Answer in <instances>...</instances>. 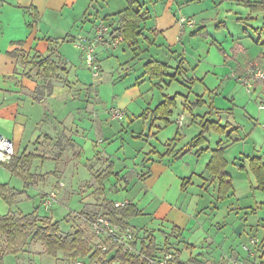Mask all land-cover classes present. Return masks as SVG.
Segmentation results:
<instances>
[{
    "label": "crops",
    "instance_id": "0c3cea01",
    "mask_svg": "<svg viewBox=\"0 0 264 264\" xmlns=\"http://www.w3.org/2000/svg\"><path fill=\"white\" fill-rule=\"evenodd\" d=\"M73 5L74 0H0V132L15 142L16 156L14 159L29 154L33 155L34 158L37 157L36 160L43 159L44 155L37 151L41 139L51 141L56 139L58 144H61L60 139H62L64 144L67 142L76 143L84 151L85 149H92L96 144L99 146V144L104 143L107 135L120 137L118 133H113L110 125L112 119L109 121L106 118V110L118 108L127 112L132 105H137L141 99L146 97L147 93L149 100L143 104V113L147 108H154V105L162 102L165 96H176V106L172 110L169 122H156L153 127L150 126L147 135L148 137H157L161 131L174 126L177 127L173 139L165 143L166 149L163 153L157 154L156 150H150L146 153H142L143 151L131 152L123 144L116 148L115 154H109L106 150L102 151L106 162L108 160L109 163L113 159L111 162L114 163V173H119V177L122 178L119 183L122 190L127 191L132 184L140 181L144 188L151 193V200L157 202L155 208L148 206L147 209H144L138 205L143 210V216H140L138 220L146 216L147 221H145L146 226L143 228L145 229L144 239L142 238L140 241L137 238V248L141 251L142 243L149 242L147 237L154 236L158 249L166 246L171 247L175 243L180 246L178 248L174 246L176 249L181 251L185 248L187 251L182 254L180 260L186 263L203 264L206 260L218 263L229 258H240L249 259L252 264H264V201L243 207L245 209L243 216L239 217L240 214L237 213L236 217L238 218L236 220L232 217L233 212H231L235 209L232 198L215 203L213 210L208 205L202 206L208 194L211 196L210 201L211 199L215 200L217 196L218 183L216 182V185L212 175L206 169L212 152L217 149H224L227 159L228 148L240 142L247 145L249 138L259 128L251 129L248 134L249 137H243L241 131L245 128L244 123L234 121V124L227 120L226 125L229 128L225 132V142L220 139L216 147H211L207 145L210 143V139L206 136L208 142L205 145L186 154H181L179 150L192 139L181 145V141L186 136L184 128L196 121L194 115L193 117L185 115L187 106L188 104L192 106L203 105L205 101H200L202 95L198 96L197 101L191 102L190 93L188 95L185 94L186 92H176L174 95L168 92L164 93L174 83V81L170 83L168 78L163 81L149 79L151 87L144 94L141 85L146 77L149 78L148 75H145V69L143 74L136 78L134 84L128 83L126 85L127 83L124 81L135 70L137 61L143 62L145 65L149 61L148 57L150 60L157 59L156 56L147 54L154 48L161 50L165 47L169 49L170 53L176 52L173 50L182 41L184 31L178 22L179 18L170 12L174 2L170 1L167 4L164 15L157 14L153 17L149 10L150 19L144 24L143 36L136 47H129L125 42L116 48H109L105 43L98 45L105 46L107 50L108 59L103 64L109 71L110 77L105 76V71L104 76L100 77L95 104L92 102L94 94L90 93L87 76L81 69L85 63L83 53L71 41H67L68 39L73 41L76 29L79 30L78 24H75L78 18L73 16V10L69 9ZM154 18L155 20H153ZM51 21L58 23L50 24ZM80 32H83V29ZM116 35L117 33L113 36ZM106 36L108 39H112V34ZM36 55L40 57L50 56L63 66L62 71L51 79V85H49V80L45 81L37 75L36 63L38 59L35 58ZM126 56L131 59L125 60ZM113 58L120 62L119 66H125L124 72L114 71L118 64L115 65L113 61L110 62ZM25 59L31 62L27 66ZM257 61L264 68L260 60ZM252 62L248 64L245 71H242L244 72L242 77H246L248 67ZM166 63L170 65L169 62ZM175 81L184 85L179 77ZM239 81L241 82V80ZM252 82L254 94L257 95L256 101L259 100L264 103L262 98L264 97V84L254 78ZM194 83L195 79L189 82V84ZM121 84H124V87ZM108 86L113 90L114 97L112 106L105 109L100 106L101 104H98V101H101L100 95L104 98L102 89ZM188 86L185 85L186 88ZM190 88L193 87L190 86ZM253 91L249 93H253ZM71 98L79 101V104L77 103L74 107V112L68 108V101ZM179 98L181 102L178 101ZM84 103L87 105L84 106ZM179 105H182L180 110ZM260 106H258L259 111H264V109H260ZM212 108L214 107L212 106ZM235 108L238 111L239 106H235ZM78 110L82 114L91 113L93 124L77 125V118L74 113ZM177 110L180 112L175 118L174 113ZM245 115L247 118L244 117V120L251 124L256 121L259 126L260 121L264 122V112L259 115L256 114L259 116L258 119L248 111ZM139 116L138 119L142 120ZM220 123L222 124L221 121ZM254 125L257 126V124ZM95 134L98 135L97 141L94 140ZM139 136L142 138L141 135ZM253 137V151H258L259 155L257 156L263 158L264 133L255 134ZM204 147H208V150L201 156H197L195 152ZM96 150L98 149L96 148ZM121 150L127 154V159L119 156ZM251 154H242V158L236 157L234 163L239 167L240 173L244 172L247 178L254 180L255 177L250 171L248 161V157L254 156ZM241 166L244 168H240ZM32 167H30L31 171ZM228 174L232 178L235 193L233 175L229 172ZM131 176L133 177L131 178ZM12 177L14 178L15 175L3 164H0V185H8L15 191L25 192L24 189H17L15 184L11 185ZM39 178L36 176L31 184L37 185L36 182ZM20 179L24 180L21 177ZM254 187L257 189L256 179ZM120 188L117 192L120 191ZM193 190L196 192L193 193ZM106 196L105 193L102 202L104 199H109ZM187 197L190 198L189 203L185 204ZM113 201L119 202L120 200ZM125 201L129 200L125 199L121 202ZM129 202L136 203L134 201ZM8 206L0 197V211H6ZM202 209L208 210L210 215L203 216L200 214L199 210L203 213ZM9 213L11 214V210ZM132 221L134 222V220L129 221V225L133 229ZM156 232L162 234L164 243L158 242L159 240L155 236ZM255 238H258L259 245L256 248L253 247V255H249L243 246Z\"/></svg>",
    "mask_w": 264,
    "mask_h": 264
},
{
    "label": "rangeland",
    "instance_id": "374dc122",
    "mask_svg": "<svg viewBox=\"0 0 264 264\" xmlns=\"http://www.w3.org/2000/svg\"><path fill=\"white\" fill-rule=\"evenodd\" d=\"M170 1L174 2V6L171 9L172 11L170 10L172 14H175L179 19L183 16L191 17L195 20L196 24L194 27H187L185 29L182 41L173 50L176 51L175 53H170L169 49L163 47L161 50H159V48H154L153 51L147 52V54L154 55L156 56L155 58L159 60L169 62L171 74L175 73V69L179 66L181 61L184 62L183 66H185L187 72L180 70L178 74V77L182 79L184 85L174 80L172 86L164 93L168 92L173 95L176 92H186L185 94L187 95L190 93L191 102L197 101L199 98L198 96L202 95L205 101L203 105L192 106L188 104L185 115L187 117H193L194 115L196 121L189 125V127L186 126L184 128L186 130V136L183 141H181V145H184V142L189 141L201 132V122L204 119L206 120V117L212 121H221L222 125H226L227 120L234 124V121L244 123L245 128L241 131L243 137H249L248 134L253 128H259L256 130L255 134H263L264 122L260 121L258 126L256 121L251 124L249 121L244 120V117L247 118L245 113L248 111L258 119L259 116H256V114L259 115L264 112H260L258 106H264V103H261L259 100L256 101L257 95L254 94L253 88L251 90L253 93H249L247 87L239 80L244 74L242 71L246 70L250 62H258L257 60H260L261 64L264 66V11H255L253 7L250 6L255 5L256 2L264 4V0H249L251 1L249 5L230 0H225L220 3V0H139L141 4H145V9L150 10L153 17L157 14L164 15L165 8ZM128 4V0H74L73 7L69 9L71 11L73 10V16H77L78 18L75 23L78 24L79 27V30L77 31L76 29V33L74 34L76 40L79 37L95 38L96 26H100L101 24H105L111 28V24L116 26L118 19V15L116 14L128 7ZM153 20H155V18ZM56 23L58 22H50V24L54 25ZM149 25H151V23ZM82 29L83 32H80ZM197 29L201 30L196 34H192ZM148 32L150 33V31ZM76 40L72 41L68 39L67 41H71L76 46ZM95 50V57L97 58V64L101 68L100 71L102 75L98 78L93 76L92 71L87 66L84 55L83 59L85 63H83L84 65L81 67L84 75L87 76L90 93L94 94L92 98L94 104L97 99L96 93L99 90L98 85H100V77L104 76V71L105 76L110 77L109 71H107L103 64V62L108 59L105 46L96 45ZM148 58L150 60V57ZM130 59L131 58L127 56L125 58V60ZM112 61L115 65L118 64L114 71L117 70V72L120 71L121 73L125 71V66H119V61L115 58L110 60V62ZM137 63L131 76H128L124 80L126 81L125 83H127L126 85H128V83L134 84L136 78L143 74L144 63L139 61H137ZM149 79L150 77H146L141 85V90H143L142 93L144 94L149 87H151V81ZM190 79L191 81L195 79V85L189 84V82H191ZM185 85H189V88H186ZM121 86L124 87V84H121ZM190 86L193 88H190ZM102 91L104 98L100 95L101 101H98V104H101L100 106L105 109L110 108L114 97L113 90L108 86L103 88ZM146 95L147 96L141 99L137 105H132L127 112L122 110L125 115L121 120L113 119L112 113L110 112L111 109L106 110V118L109 119V121L112 119L110 125L112 126L113 133H118L120 137L115 134L114 137L113 135H107V139L104 141L105 144L101 143L98 146V144L95 143V147L92 149H85L84 151L83 148L76 143L70 144L67 142V144H64V140L62 139H60L61 144H58L56 139L54 141L41 139L38 143L39 149H37V151L42 153L44 158L36 160L38 159L36 157L30 162L31 166H33L31 173L34 175L36 174L35 177H40L37 179V185L33 186V184H30L26 187V182L20 179L19 176L15 175L14 178L12 177L11 185L15 184L17 189H24L25 192H23L22 195L20 194L21 196H18L15 204L11 207L8 206L6 211H0V214H8L11 210V214L13 215L35 213L40 217H48L54 222H59L63 234H68L82 228L86 231L87 237L91 240V245L95 248L97 239L93 234L90 223L91 218L100 211V203L105 193L107 195L106 197L111 200H120L119 202H121L127 199L136 202L137 205L144 209H147L148 206L155 208L157 202L151 200V193L144 188L142 182L136 181L132 184L131 188L126 191L120 188L119 183L122 179L119 177L120 175L118 177H110L104 181L103 184L99 183L96 178V176L104 171L108 164L113 161L112 159L109 163L108 160L106 162V158L104 159L102 153L103 150H106L109 154H115L116 148L123 144L127 150L131 152L143 151L142 153H146L150 150H156L157 154H160L166 149L165 143L173 139L174 132H176L177 129L176 126L161 131L157 137L147 136L149 134L151 118L148 120L138 119L139 114L142 113L144 108L143 104L149 100L147 93ZM262 98L264 99V97ZM178 101L181 102V99L179 98ZM77 103L79 104L78 100L71 98L68 101V108L72 109L74 112V107H76ZM85 105H87V103H84V106ZM212 106L214 108H212ZM235 106H239L238 111L235 110ZM180 109H182V105H179V110ZM179 110L175 111V118L178 112H180ZM74 116L77 118V125L93 124V116L91 113L82 114V112L80 113L78 110V112L75 111ZM254 124H257V126ZM225 134L226 133H220L215 129H211L210 132L206 134L208 139H210V143H207V145L216 147L220 139L225 142ZM255 134H253V136ZM139 135L142 136L141 139L138 138ZM97 136L98 135L95 134V141H97ZM253 136L249 138L247 145L240 142L228 148L226 152L229 161L226 169L233 175L234 186L236 187V192L234 193L233 191V194L229 197L234 201L233 205L235 209L231 210V212H233L232 217L235 218L234 220L238 218L236 217L237 213L240 214L239 217L241 215L243 216V212H245L243 207L254 204L255 202L264 201V191L255 189L254 187L255 179L253 178L254 180H250V178L246 177L244 172L240 173L239 167L234 163L236 157H243L242 154L252 153L251 155H259L258 151H253ZM96 148L98 150H96ZM119 156L124 159L128 157L127 154H124L123 150H121ZM117 171L119 170L117 169ZM61 182L65 185L63 188L60 186ZM119 188L120 191L117 192ZM57 190L60 191L59 194H57L52 206L47 208L45 204L46 199L49 200L50 194L55 191L57 192ZM195 192L196 190H193V193ZM210 198L211 196L208 194L202 206L208 205L210 208L212 207L213 210V206L217 203V199H211L210 201ZM189 199L190 198L185 200V204L189 203ZM202 210L203 213L201 210H199V212H201L200 214L203 216L210 215L208 210ZM148 211L150 212V209H148ZM145 217L146 216L141 217L139 220V217L131 219L135 222L132 221L131 225L140 241H142V238L144 239L145 229L143 228L146 226L145 221H147ZM155 236L158 238L159 243H164L162 234L156 232ZM175 244H170L172 245L171 247L166 246L161 249L175 251L181 259L182 254L187 250L183 248V250L180 251L175 248L176 246L178 248V243ZM80 260H84L85 264H101L100 262L93 263L89 258ZM206 261L203 263L205 264ZM222 262L223 261H220L215 264H221ZM4 264L72 263L70 260L64 259L63 254H60L58 258L49 256L46 254L41 243L32 241L21 254H7L4 257Z\"/></svg>",
    "mask_w": 264,
    "mask_h": 264
},
{
    "label": "trees",
    "instance_id": "16d2710c",
    "mask_svg": "<svg viewBox=\"0 0 264 264\" xmlns=\"http://www.w3.org/2000/svg\"><path fill=\"white\" fill-rule=\"evenodd\" d=\"M128 7L118 12L117 25L112 28L109 27V35L117 33L116 37H121L122 42H125L129 47H136L139 44L140 38L143 36L144 24L150 19L149 10L145 9V4H141L139 0H128ZM225 0H220L224 2ZM237 1L249 5V0H230ZM255 11H264V4L256 2L255 5H250ZM106 20V17H105ZM96 26V25H95ZM98 28V26H96ZM201 29L195 30L192 34H196ZM90 39L89 37H87ZM76 40L73 39V41ZM120 43V44H121ZM83 53V52H82ZM84 55V53H83ZM85 57V56H84ZM38 59L36 67L38 68V76L45 81L49 80L51 85V79L55 78L59 72L62 71L63 66L60 62L54 61L50 56L40 57L36 55ZM26 66L30 64L27 59ZM145 75H148L152 80L163 81L169 79L170 83L176 80L180 70L187 72L183 61L175 69V73H170V65L166 62L151 59L144 65ZM264 84V81H260ZM203 101V98H200ZM176 106V96H165L163 101L157 104L154 108H147L139 117L143 120L151 118L150 126L153 127L156 122H169V118L172 116V110ZM202 130L199 134L194 136L183 148L179 150V153L186 154L205 145L208 140L206 134L211 129H215L217 132L225 133L229 128L228 125H222L220 121H212L206 117L201 122ZM150 127V128H151ZM138 138H141L140 136ZM208 150V147L198 149L195 154L201 156ZM34 156L29 154L27 156L14 159L9 164H3L14 175L23 178L28 187L35 175L31 173L30 167ZM249 168L254 175L257 183V189L264 191V160L262 157L254 155L248 157ZM228 161L225 157L224 149H217L212 152V157L208 162L206 169L212 175L213 181L218 183L217 187V202H223L233 194L234 187L232 178L227 172ZM240 168H244L241 166ZM22 169V171H20ZM113 176H119V173H114V163L108 164L107 168L99 173L96 178L97 181L103 184L104 181ZM133 176H131L132 178ZM104 189V188H102ZM24 192V191H23ZM15 191L8 185H0V197L11 207L16 203L18 195L23 193ZM115 201L104 199L100 205V211L116 225L123 227H130L129 221L132 218L143 216V210L139 208L136 203L127 202L123 206L117 207ZM95 217V216H94ZM91 218V220L94 219ZM149 242H143L141 248L142 255H131L121 251L116 252L113 256L107 260V254H104L100 250H96L91 245V240L87 237L84 229H78L74 232L63 234L60 229L59 222H54L48 217H40L35 213L30 214H0V264H4V257L7 254H21L26 246L32 241L39 242L43 245L46 254L52 257L58 258L60 254H63L64 259L70 260L71 263H75L77 260L89 258L91 262H100L101 264H113L116 261H120L122 264H149L148 258L158 257L164 250L158 249L157 242L154 236L147 237ZM146 240V241H147ZM137 245V242L135 243ZM244 247V246H243ZM113 247H109V252ZM230 259L244 260L251 263L249 259L229 258L224 260L227 263ZM193 261V260H191ZM178 264H186L178 258ZM194 262V261H193ZM224 263V264H225Z\"/></svg>",
    "mask_w": 264,
    "mask_h": 264
},
{
    "label": "built area",
    "instance_id": "2783aa9c",
    "mask_svg": "<svg viewBox=\"0 0 264 264\" xmlns=\"http://www.w3.org/2000/svg\"><path fill=\"white\" fill-rule=\"evenodd\" d=\"M180 27L183 31L187 27H194L196 22L191 17H181L178 20ZM110 32L109 26L105 24H101L98 26L95 32V38L88 39L87 37H79L76 40V47L79 48L85 56V61L87 63L88 68L92 71L93 76L98 78L101 75L100 67L97 64V58L95 57L96 45L98 46L101 43H105V45L109 48L118 47L122 42L121 37H116L112 35V39L107 38V34ZM109 35V34H108ZM246 77H242L241 83L247 87L248 92L251 91L253 87L252 79H257L258 81H264V68L258 62H252L247 70ZM260 109H264V106L261 105ZM112 113L113 119L121 120L124 117V112L117 108H112L110 110ZM16 156V145L15 142L6 137L4 134L0 132V164H9L11 163ZM61 188L65 185L63 182L60 183ZM59 190L57 192H52L49 196V200L46 199V207L50 208L55 200L57 194H59ZM125 202H116L115 205L117 207L123 206ZM91 228L94 236L97 239V244L95 249L100 250L104 254H107V260L109 257L113 256L116 252L121 251L126 254L131 255H142L140 250L137 248L135 244L137 242V236L134 233V230L130 227H123L121 225L113 224L102 211L97 212L94 219L91 220ZM259 245L258 239H252L249 244L244 245L243 249L248 252L249 255H253L252 248L257 247ZM113 247V249L109 252V247ZM178 253L175 251H170L165 249L162 254L158 257H150L148 258L149 264H178ZM225 263V262H224ZM223 263V264H224ZM72 264H85L84 260H77ZM113 264H122L120 261H116ZM186 264H199V263H186ZM204 264V263H203ZM205 264H215L212 261H206ZM225 264H252L248 263L244 260H235L230 259Z\"/></svg>",
    "mask_w": 264,
    "mask_h": 264
}]
</instances>
